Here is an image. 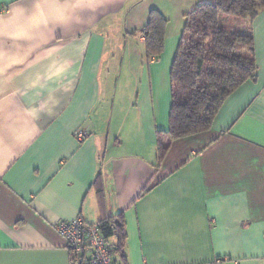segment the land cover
<instances>
[{
  "label": "crops",
  "instance_id": "0c3cea01",
  "mask_svg": "<svg viewBox=\"0 0 264 264\" xmlns=\"http://www.w3.org/2000/svg\"><path fill=\"white\" fill-rule=\"evenodd\" d=\"M200 1L0 0V264H68L60 221L119 215L127 264H264V9L257 77L159 160ZM152 11L166 20L157 59Z\"/></svg>",
  "mask_w": 264,
  "mask_h": 264
},
{
  "label": "trees",
  "instance_id": "16d2710c",
  "mask_svg": "<svg viewBox=\"0 0 264 264\" xmlns=\"http://www.w3.org/2000/svg\"><path fill=\"white\" fill-rule=\"evenodd\" d=\"M263 9L264 0H210L200 1L185 15L169 73L170 128L157 138L159 160L173 140L210 129L225 100L257 77L252 24ZM165 25L163 16L152 11L146 28L149 58H159L164 50ZM97 225L113 249L116 264H127L122 215Z\"/></svg>",
  "mask_w": 264,
  "mask_h": 264
},
{
  "label": "built area",
  "instance_id": "2783aa9c",
  "mask_svg": "<svg viewBox=\"0 0 264 264\" xmlns=\"http://www.w3.org/2000/svg\"><path fill=\"white\" fill-rule=\"evenodd\" d=\"M56 229L65 241L68 264H116L113 249L97 224L77 218L60 221Z\"/></svg>",
  "mask_w": 264,
  "mask_h": 264
},
{
  "label": "rangeland",
  "instance_id": "374dc122",
  "mask_svg": "<svg viewBox=\"0 0 264 264\" xmlns=\"http://www.w3.org/2000/svg\"><path fill=\"white\" fill-rule=\"evenodd\" d=\"M131 95H132V93H131ZM124 97H130V92H126L125 95H124ZM131 98H133V96H131Z\"/></svg>",
  "mask_w": 264,
  "mask_h": 264
}]
</instances>
